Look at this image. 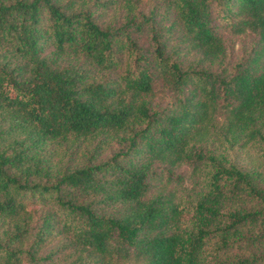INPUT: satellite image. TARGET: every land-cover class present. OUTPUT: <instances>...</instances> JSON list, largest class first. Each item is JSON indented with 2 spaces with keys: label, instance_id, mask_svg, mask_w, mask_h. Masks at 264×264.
<instances>
[{
  "label": "trees",
  "instance_id": "obj_1",
  "mask_svg": "<svg viewBox=\"0 0 264 264\" xmlns=\"http://www.w3.org/2000/svg\"><path fill=\"white\" fill-rule=\"evenodd\" d=\"M56 256L264 264V0H0V264Z\"/></svg>",
  "mask_w": 264,
  "mask_h": 264
},
{
  "label": "rangeland",
  "instance_id": "obj_2",
  "mask_svg": "<svg viewBox=\"0 0 264 264\" xmlns=\"http://www.w3.org/2000/svg\"><path fill=\"white\" fill-rule=\"evenodd\" d=\"M215 15H217L216 12H215ZM218 20H219V18H217V19L215 18V23ZM216 30L219 34H221V36L224 40V45L227 48L228 56L232 59H236L238 56L243 55V53H245V51L247 49H249V45L254 43L255 37L251 33H246V34H241V35H232L226 29V26L222 27L219 25L216 26ZM122 146H123V144L118 143L116 140L113 141L112 143H110V145L108 147L103 148L102 154L100 156V160L107 159L114 152H117ZM52 147L53 146H51V148ZM80 147H82V149H87L88 150L87 152H89V150H90V147L87 145H84V146L82 145ZM77 158L74 157V159H77ZM186 171H187L186 168H182V169L178 170L177 173H182V172H186ZM185 183L187 184L188 181H185ZM55 264H60V261L58 260L57 256L55 257Z\"/></svg>",
  "mask_w": 264,
  "mask_h": 264
}]
</instances>
